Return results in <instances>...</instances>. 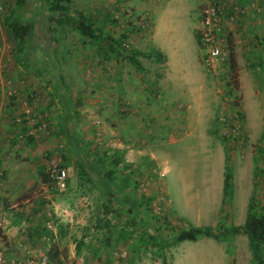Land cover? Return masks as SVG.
<instances>
[{"label":"rangeland","instance_id":"374dc122","mask_svg":"<svg viewBox=\"0 0 264 264\" xmlns=\"http://www.w3.org/2000/svg\"><path fill=\"white\" fill-rule=\"evenodd\" d=\"M54 1L63 0H25L23 6L36 24L27 37L31 56L24 62L18 58L17 41L7 23L17 0H0V217L5 218L3 225L16 227V237L23 240L21 246L9 245L8 257L15 263L46 255L56 264H122L135 257L141 264H170L171 245L161 240H171L175 230L242 225L254 193L256 160L264 168V140H260L264 134V76L256 72L250 80L253 87L243 94L239 66L235 65L233 74L227 64H205L195 32L201 27L207 0H136L141 9L121 0L63 2L71 18L82 12L92 25L117 40L114 53L103 39L83 37L74 26L54 19L49 10ZM154 49L166 58L158 62L138 57L141 70L126 59L133 50L148 53ZM176 54L180 62L169 63L167 56ZM248 63L247 71H262ZM204 79L212 91L209 116L213 121L199 128H217V135L210 139H217V148L221 143L225 149V174L231 172L230 197L223 199L222 188L225 202L220 203L218 197L217 206L208 209L210 216L205 215L208 193L203 179L208 173L203 167V150L198 148L199 156L193 161L187 157L190 147L182 152L184 158L171 157V149L176 148L169 141L190 130L173 125L185 114L187 104L197 113L195 102L186 95L189 91L197 95ZM148 100L152 110L146 113ZM156 106L161 115V106L165 109V119L155 120ZM221 113L228 122L239 121L242 144L223 136L218 121ZM126 115L131 122L123 129ZM64 120L77 137L76 146L68 144L61 133ZM125 137L132 146H137L133 141L138 139L137 149L145 155L125 159L118 146ZM83 154L89 162L100 164V172H81L78 157ZM154 154L159 157L152 159ZM116 155L120 158L115 167L112 159ZM178 167H184L186 180L194 184L185 197L176 189ZM53 169L65 170L64 189L49 177ZM107 171L114 172L110 183L101 180ZM43 175L54 183L45 182ZM104 183L112 186L113 194L104 191ZM259 191L263 204L264 194ZM9 209L17 214L3 217ZM179 214L184 222L178 220ZM130 218H136V224L129 223ZM34 233L37 238L24 240ZM121 235L130 241L125 243V252L119 249ZM139 235L141 244L135 241ZM148 237L154 242L147 243ZM217 248L229 264H252L243 233L217 242ZM189 250L183 249L185 253ZM118 251L125 259L115 255Z\"/></svg>","mask_w":264,"mask_h":264},{"label":"crops","instance_id":"0c3cea01","mask_svg":"<svg viewBox=\"0 0 264 264\" xmlns=\"http://www.w3.org/2000/svg\"><path fill=\"white\" fill-rule=\"evenodd\" d=\"M115 1V0H114ZM119 0H116L115 2H118ZM121 1H126L125 5H130L131 7H136L137 9H141L142 6L140 5V1L136 0H121ZM228 2L234 3L235 5H239L245 13L240 15L235 23H231L228 25L227 32H229V41L231 43L232 47V52L234 55V63L235 65L239 66V74L241 75V80H242V87L241 91L243 94L244 91H248L253 87V83H251V79L255 76L254 74L256 72H259L264 76V26H260L257 23V20L260 18H264V0H227ZM261 8V13L256 12L257 7ZM101 14H98L100 16ZM262 15V16H261ZM105 12L103 14L104 18ZM233 36L235 39L234 41L232 40ZM154 37V34L151 35V38ZM260 44V45H259ZM260 50V51H258ZM164 55V54H163ZM165 56V55H164ZM177 56V57H176ZM166 58V56H165ZM179 54L174 55V57L169 58L167 56V59L169 63H174L176 65L180 61L178 60ZM249 62V63H248ZM246 63L253 64L259 67H262V71H258L256 68H251L248 71L244 68L247 67ZM255 67V66H253ZM236 72V71H235ZM240 77V76H239ZM249 81V85L248 82ZM203 86H200L199 93L195 95V91H189V93L186 95L189 100L194 103L195 106L194 109L198 110L197 113H194L192 110L191 104H187L185 106L184 112L185 114L182 116H178V121L174 122L173 127L178 128V127H186L190 129L185 133V136H182L179 138H173L169 139L170 144L175 147L176 149H171V157H181L184 158L182 155V152H184L186 149L188 150L187 157L190 160H196L199 155L198 148H201L203 150V155H202V160H203V167L206 169V173L208 175L204 177L203 182L205 184L204 189L208 193L205 200V215L210 216V210L209 208H212V205L215 204L217 206V198H220V203H222V188H223V181H224V174H225V168H226V162H227V157L225 158V149L222 148L221 143L220 147L217 148V139H210L211 137H214L217 135V128H204L203 130H200V125H208L210 121H213V118L209 116V99L210 95L212 94L211 90H209L208 87V80H203ZM253 84V85H252ZM246 85V86H245ZM203 88V89H202ZM184 92V90H182ZM181 91V92H182ZM175 92V91H171ZM170 92V93H171ZM159 95L157 94V97ZM247 96V95H246ZM248 100H252V98H249ZM247 100L248 105H252L250 101ZM148 102H150L148 100ZM150 107L146 111L148 113L149 110H152L151 108V102L149 103ZM145 105V104H144ZM159 107L156 106V108L153 110L155 115L154 118L155 120L157 119H165V114L166 111L165 109L161 106L163 114L158 113ZM129 115H126L125 120L123 121V129L126 128L127 125H129V122H131V118L127 117ZM66 123V122H65ZM171 125L172 123H167ZM125 134V132L123 133ZM65 138V137H64ZM75 135L70 136L69 139H76ZM189 138V139H185ZM130 140H127L125 137L123 139V142H119L118 146L121 148V150L124 153V158L127 160H134L138 159L141 156L145 155V151L137 149L139 146L140 141L138 139H134L133 142H137V146H132L129 144ZM146 142L144 139L141 141V146L145 147ZM172 150H175L174 152ZM217 150H218V158H217ZM154 154V156H151L152 159H156V157H159L158 155ZM182 155V156H180ZM218 159V160H217ZM232 162V161H231ZM167 163V162H166ZM192 167L193 163H191ZM234 165V164H233ZM237 167V165H236ZM178 174H177V185L176 189L177 191L182 192V195L186 194L187 192H190L194 188V184L191 182H188L186 180V174L184 167H178L177 169ZM166 171L169 172L168 167H166ZM165 171V173H166ZM222 183V185H221ZM125 183H122L121 186H124ZM119 187V186H118ZM105 192H108L111 190L110 187H106V185L102 187ZM168 184L166 183V194L168 197ZM220 188V190H218ZM120 190V189H119ZM209 194H212L213 200L211 199V196ZM185 197V196H184ZM186 204L185 202H183ZM219 203V204H220ZM139 205V204H138ZM13 207V205L11 206ZM140 207V205H139ZM37 210V208L35 209ZM8 213V217H11L13 215H16V210H7L2 214L4 217L5 214ZM178 217V216H177ZM0 217V247H3L6 250V256L8 257V252L7 248H9V245L12 244H18L21 246L22 244V238L16 237V227L15 226H8L7 224H2V221H5L4 219H1ZM178 220L182 222L184 220L182 214H179ZM136 218H130L129 223H135L136 224ZM184 222V221H183ZM8 223V221H7ZM149 232V233H148ZM148 234L152 235L151 232L148 230ZM38 233H34V237H32V234L26 235V238L24 240H30V239H35L38 236ZM3 236V237H2ZM119 239V249L124 251V246H126L125 243H130L129 240L125 239V236L121 235ZM141 235L137 237L135 241L139 243L141 242ZM154 240H147V243H152ZM141 244V243H139ZM141 247V246H140ZM173 255L171 256V263L170 264H229V259H227L226 255L222 252L220 248H217V242L211 238H200L199 240L195 242H190V241H184L175 245L170 246ZM185 247H188L189 252H184L183 249ZM120 250V251H121ZM125 252V251H124ZM115 255H120L121 258L125 259V256L121 252H114ZM115 263V262H114ZM122 264H141L139 263L138 258H133L131 260H122ZM149 264H151L149 262Z\"/></svg>","mask_w":264,"mask_h":264},{"label":"trees","instance_id":"16d2710c","mask_svg":"<svg viewBox=\"0 0 264 264\" xmlns=\"http://www.w3.org/2000/svg\"><path fill=\"white\" fill-rule=\"evenodd\" d=\"M63 2L68 3L69 0H63L62 2L54 1L49 6V10L53 14L52 16L54 19L69 23L70 25L74 26L83 37L89 38L91 40L103 39L105 42L108 43L110 50L113 53L115 52L114 46L117 44V40H115L110 35L104 34L99 28L92 25L90 19L86 17L82 12H76V17L71 18L68 14L70 8L63 5ZM24 3L25 0H17V4L15 7L16 9L11 11V13L7 16V23L9 31L11 32L14 40L17 41L18 58L24 62H27L29 61V58L31 56V49L28 46L27 37L32 34V30L34 28V24H36V21L32 18L33 16L28 13L26 8H24ZM62 13H64V15H61ZM26 17L28 18V20L23 21L22 19H26ZM195 33L199 45L198 32ZM230 54L231 55L229 66L231 68L232 73L234 74L235 63L232 50ZM138 57L154 59L158 62H162L164 55L157 49L151 50L148 53L133 50L131 54L126 56V59L136 69L141 70L142 65ZM65 122L66 121L64 120L63 123L65 124ZM61 133L65 137V140L68 144L73 146L77 145V139H69L70 136L72 137V135H74V132H71L67 128L66 124L62 127ZM26 138L28 142L32 141V139H30L31 137L28 136ZM260 140H264V134L261 135ZM78 158V168L81 170L82 173L88 175V173L100 172V170L98 169L100 164L98 162H89L86 154L80 155ZM119 158L120 156L118 155L113 157L112 165L116 167L119 164ZM256 163L257 164L254 170V193L250 196L248 200L245 220L242 225H231L229 227L190 226L187 229L179 228L178 230H175L177 234L171 240L162 239L161 241H163L166 246L175 245L184 241L195 242L200 238H211L217 242H223L229 238H232L236 234L243 233L247 239L252 264H264V203L262 204L260 202L258 196V193L260 192L259 190H261V192L264 194V168L258 167V160H256ZM113 173V171H107L102 175L101 180H105L106 183H110L109 179L111 178ZM43 177L45 182L49 184L54 183L53 181H50L47 176L43 175ZM105 185L106 187L111 188V190L108 192L110 194H113L112 192L114 191V189L112 188V186H108V184ZM230 192L231 172L228 170L225 174L223 181V199L228 196L230 197ZM125 200L130 202L129 199L125 198ZM224 202L225 201L223 200L222 203ZM148 239L152 240L151 237H148Z\"/></svg>","mask_w":264,"mask_h":264},{"label":"built area","instance_id":"2783aa9c","mask_svg":"<svg viewBox=\"0 0 264 264\" xmlns=\"http://www.w3.org/2000/svg\"><path fill=\"white\" fill-rule=\"evenodd\" d=\"M261 8H256L257 13H261ZM245 11L234 3L227 0H207L200 16V29L198 30V38L200 48L204 51L202 57L208 67H212L213 63L230 64V53L232 50L229 41V32L226 31L228 25L235 23L237 18L244 14ZM262 16V15H261ZM260 26H264V18L257 20ZM144 26H142L143 28ZM264 45V42H263ZM222 113L218 117V121L223 127V136L233 137L231 140L239 145L244 142V136L241 130V124L238 120L233 119L231 122L226 120ZM49 177L56 182V186L60 189L66 187V172L63 169H53L49 173ZM0 264H56L50 261L48 256L40 255L36 258L28 257L15 263V261L6 256L3 247H0Z\"/></svg>","mask_w":264,"mask_h":264}]
</instances>
